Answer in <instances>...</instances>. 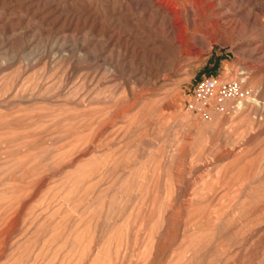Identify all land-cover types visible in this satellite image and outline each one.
Listing matches in <instances>:
<instances>
[{"label":"rangeland","instance_id":"rangeland-1","mask_svg":"<svg viewBox=\"0 0 264 264\" xmlns=\"http://www.w3.org/2000/svg\"><path fill=\"white\" fill-rule=\"evenodd\" d=\"M0 264H264V0H0Z\"/></svg>","mask_w":264,"mask_h":264},{"label":"built area","instance_id":"built-area-1","mask_svg":"<svg viewBox=\"0 0 264 264\" xmlns=\"http://www.w3.org/2000/svg\"><path fill=\"white\" fill-rule=\"evenodd\" d=\"M239 92L235 79L218 80L213 75L202 76L194 82L187 106L208 116L210 110L222 111L225 101L234 98Z\"/></svg>","mask_w":264,"mask_h":264},{"label":"bare ground","instance_id":"bare-ground-1","mask_svg":"<svg viewBox=\"0 0 264 264\" xmlns=\"http://www.w3.org/2000/svg\"><path fill=\"white\" fill-rule=\"evenodd\" d=\"M191 15V14H190Z\"/></svg>","mask_w":264,"mask_h":264}]
</instances>
